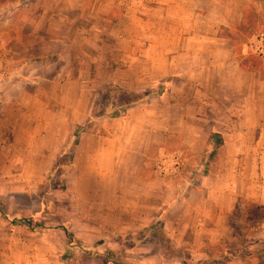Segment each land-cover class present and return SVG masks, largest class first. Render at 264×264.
I'll use <instances>...</instances> for the list:
<instances>
[{
  "label": "rangeland",
  "instance_id": "obj_1",
  "mask_svg": "<svg viewBox=\"0 0 264 264\" xmlns=\"http://www.w3.org/2000/svg\"><path fill=\"white\" fill-rule=\"evenodd\" d=\"M56 2L0 0V264H206L211 256L225 264L238 255L264 254V218L248 219L255 203L264 205V15L253 8L234 39L240 50L242 41L258 37L250 60L261 71H247L240 86L230 79L207 87L204 96L211 101L203 107L217 114L213 121L225 137L196 151L184 141L199 133L176 132L175 101L158 98L169 88L160 80L174 77L159 68L160 23L152 20L151 32L143 35L142 22L81 18L74 24L76 55H65L48 32L61 29L64 35L51 9ZM114 8L118 16L145 10L126 3ZM149 54L156 59L150 65L144 61ZM112 86L121 89L109 91ZM126 87L158 93L141 103L154 114L147 129L165 116L166 106L174 123V132L148 140L150 134L133 127L140 121L129 120L130 142L147 149L144 172L137 165L117 174L108 163L104 171L90 151L75 147L64 153L78 120L92 119L89 130L102 136L122 125L131 108L115 112L128 102ZM182 105L191 115L201 108ZM212 173L224 182L207 181ZM232 190L240 191L238 199L230 197ZM22 217L43 227L31 232L11 225Z\"/></svg>",
  "mask_w": 264,
  "mask_h": 264
},
{
  "label": "crops",
  "instance_id": "obj_2",
  "mask_svg": "<svg viewBox=\"0 0 264 264\" xmlns=\"http://www.w3.org/2000/svg\"><path fill=\"white\" fill-rule=\"evenodd\" d=\"M105 1L108 4L106 6L110 5V10L102 8ZM123 3H126L128 7L131 5L132 7L134 5L142 6L145 10L142 14L122 12L118 16L114 13V7ZM89 5H92L89 9L92 12L87 11ZM42 6L47 8L45 4ZM95 8H97L96 11ZM253 8L258 16L264 15V0H58L51 9L55 13L54 20L65 26L64 35L58 34L61 29L48 30V32L55 38L53 43L61 53L76 55L75 42L78 36H75L76 27L74 24L81 18L89 21L107 20L112 23H118L122 20L132 23L142 22L141 32L143 35H149L151 21L157 20L160 23L157 32L159 33L158 37L163 40L158 45L159 68L170 71L172 74L174 72L173 78L167 77L160 80L162 82L159 84L168 81L169 88L158 98L165 103L172 99L175 101L174 106L178 108V120L176 122L178 125L175 131L185 135L199 133L197 139L186 137L184 142L191 150L205 151L208 149L210 135L219 132L225 137V131L216 126V121H213L217 114L209 110L208 105L203 107V102L211 101L204 94L207 92L208 86L217 84L222 87L230 79L238 82V86H240L241 80L242 83H245L248 70L243 69L241 64L243 59L250 54L253 43L259 39L252 35V41L248 43L242 41L240 50H238L234 39H236V31L246 24L248 15L253 12ZM72 12H76V16H72ZM66 60L68 61L67 65L73 64L71 59L66 58ZM144 61L150 65L152 62L155 63L156 59L152 61L149 54L144 58ZM128 66L134 67L130 63ZM95 67L97 70L100 68L99 64H96ZM258 71L261 70L254 72ZM128 86L131 85L128 84ZM126 89L132 92L142 91L131 87H126ZM238 95L237 97H239ZM243 100L245 101L246 98ZM186 102L201 104V108L199 107V111L196 110L195 115H191L188 109L182 105ZM145 108H149V105L140 104L131 108L124 120L121 121L122 125L115 132H111L109 136H102L95 129L84 132L79 144L75 147V151H90L93 159L104 171L107 170L108 163L112 167V171L117 174L125 167L128 169V167L132 168L137 165L141 167L140 172H144L145 151L147 149L141 143L135 145L130 142L129 120L136 117L140 121L139 125L134 124L133 127L144 134H150L148 140L151 139V135H164L167 132H174L171 128L174 125L172 119L166 117L168 106L164 111L165 116L157 117L158 123L152 124L148 129L145 126V121L149 117H153L154 114ZM239 111L240 109L237 112ZM244 112L245 109L243 108L239 115H243ZM190 117L193 118L192 124L189 122ZM83 124V121L78 120L74 126L77 128ZM201 124H205L206 128L199 129ZM74 130L62 147H65L69 142ZM199 139L200 141H198ZM146 146H150L149 141H147ZM143 174L139 173V175ZM210 180L218 183L224 182L221 175L216 173H212L207 178V181ZM119 187L121 185H118ZM213 192H217V190L214 189ZM230 192L232 193L230 197L233 200L238 199L241 194L240 191L232 190ZM225 210L229 212V208ZM39 256H42L45 261L53 258V255L50 254H39ZM236 258L238 259H228L225 264H260L264 254L254 256L245 254L238 255ZM220 260L211 256L205 261L206 264H218L217 261Z\"/></svg>",
  "mask_w": 264,
  "mask_h": 264
},
{
  "label": "trees",
  "instance_id": "obj_3",
  "mask_svg": "<svg viewBox=\"0 0 264 264\" xmlns=\"http://www.w3.org/2000/svg\"><path fill=\"white\" fill-rule=\"evenodd\" d=\"M245 24L242 26L244 27ZM255 31V30H254ZM254 31H251L250 35H252L254 33ZM249 35V36H250ZM252 58H255L253 57L252 53H250L248 56H246L243 61H242V68L243 69H246L248 71H256V70H259L261 69V65L258 64V62L254 61L252 62L250 59ZM258 61H261L263 60V58L261 57H258L257 58ZM257 63V64H256ZM113 89H118L120 90L121 87L119 86H112L111 88H109V91H112ZM126 94L128 96V102H126V104L124 105H121V107L116 111L115 113L118 114L120 113V111H126L130 108H133L137 105H140L142 102L148 100L150 97L154 96V95H157L158 93H155V92H151L149 94H139V92H132V91H126ZM107 111V109H105L103 111V114H105V112ZM93 122L92 119H90L86 124L84 125H79L73 132V134L71 135L70 137V140L69 142L66 144V146L64 147V153L70 149V148H73V147H76L79 142H80V138L82 136V134L86 131L89 130V125ZM216 136H218V138H214ZM223 140V136L222 134L220 133H217V132H214L210 135V142H209V145H208V149L209 150L212 146H215L217 145L219 142H221ZM264 218V205L263 204H259V203H255L253 205V207L250 209L249 213H248V219L250 221H259L261 219ZM7 220V219H6ZM11 225L13 227H18V226H21V227H24V228H28L31 232H36L38 231L39 228H42L43 225L41 224H35L33 222V220L31 218H27V217H22V218H14L12 219L11 221ZM66 232L68 234H70V231L68 229H65Z\"/></svg>",
  "mask_w": 264,
  "mask_h": 264
}]
</instances>
